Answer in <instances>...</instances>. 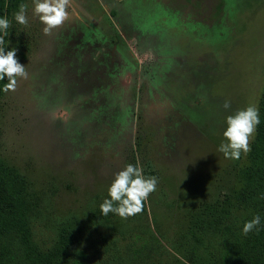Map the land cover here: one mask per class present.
<instances>
[{"label": "rangeland", "instance_id": "374dc122", "mask_svg": "<svg viewBox=\"0 0 264 264\" xmlns=\"http://www.w3.org/2000/svg\"><path fill=\"white\" fill-rule=\"evenodd\" d=\"M25 4L29 23L11 20L2 45L28 79L7 93L0 80V164L22 178L10 183L31 202L33 238L50 246L74 215L96 264H147L151 234L174 253L197 211L238 185L245 154L218 148L226 117L264 93V0H73L50 35ZM129 163L156 191L137 215L104 216Z\"/></svg>", "mask_w": 264, "mask_h": 264}, {"label": "trees", "instance_id": "16d2710c", "mask_svg": "<svg viewBox=\"0 0 264 264\" xmlns=\"http://www.w3.org/2000/svg\"><path fill=\"white\" fill-rule=\"evenodd\" d=\"M26 1L0 0V18L14 21V13ZM0 36L7 35L0 32ZM258 109L260 124L251 151L238 168L237 187L221 203L197 211L179 246L172 247L174 253L149 235L153 255L147 264H264V93ZM15 178L22 179L0 164V264H96L85 247L84 226L74 215L57 223L50 246L33 238L31 202L17 194L10 183ZM257 215L260 224L245 235L244 224ZM117 264L124 263L118 260Z\"/></svg>", "mask_w": 264, "mask_h": 264}, {"label": "clouds", "instance_id": "9594fccd", "mask_svg": "<svg viewBox=\"0 0 264 264\" xmlns=\"http://www.w3.org/2000/svg\"><path fill=\"white\" fill-rule=\"evenodd\" d=\"M73 0H33V15L39 18L44 25L43 32L50 35L54 29L61 27L69 20V9ZM28 5L21 3L19 11L14 13V19L21 25L29 23L27 16ZM11 21L5 16L0 18V32L7 35ZM4 37L0 36V80L7 77L8 82L4 84L3 91H15L19 79H28V72L17 58V49L13 48L5 52ZM224 108L231 107L229 101H225ZM226 130L223 136L226 143L219 145L218 151L223 153L226 159L239 160L241 154L245 155L251 151L250 142L260 124L259 109L249 105L244 109L236 111L226 117ZM156 177H145L143 170L131 163L117 172L108 188V196L100 205V211L104 216L110 212L119 215L123 219L137 215L143 211L144 201L149 195L156 191ZM259 215L246 222L243 233L247 235L260 224Z\"/></svg>", "mask_w": 264, "mask_h": 264}]
</instances>
